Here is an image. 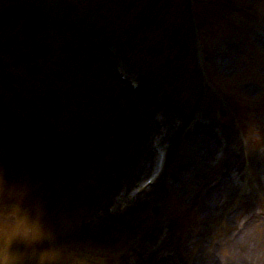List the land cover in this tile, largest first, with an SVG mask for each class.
Masks as SVG:
<instances>
[{
  "label": "rangeland",
  "instance_id": "1",
  "mask_svg": "<svg viewBox=\"0 0 264 264\" xmlns=\"http://www.w3.org/2000/svg\"><path fill=\"white\" fill-rule=\"evenodd\" d=\"M16 1L22 3L23 8L26 10L40 11L41 14L49 18L57 17L59 23L66 20L86 21L94 33H91V36H93L92 38H94L97 46L99 47L105 43L104 39H97L104 38L103 35H97L93 30L94 21L102 19L94 17L92 8L86 5L85 0ZM249 1L257 5L258 14L260 15L261 10L264 8V0ZM112 4L114 3L112 2ZM70 6H72L74 11L68 10ZM2 14L3 12H0V15ZM110 16L109 14L106 15L104 21H107ZM113 18L116 21L119 20V17ZM2 20L3 18L0 16V23ZM259 21L264 23V12L259 17ZM23 23L24 21H20L19 29L17 28L13 33L8 30L2 31V33H6L4 39L9 45L17 44V33L19 30L22 32ZM108 26L106 22H102L100 25L101 29L107 32L109 31ZM249 26L254 25H248L243 32L230 27L222 33V36L228 33L230 37H243ZM53 33L45 32L43 34V40L46 43H50L47 47L42 45L44 47L42 50L50 48L46 54L39 52L36 55H32L28 53L34 45H37V41L41 40V37L35 38L39 34L34 36L26 35L23 38L25 48L23 55L25 54L28 59L26 75L34 82L31 83V91L24 94L26 102L23 105V109L15 110L14 102L10 103L5 91L0 89V95L2 94L5 97L4 102L0 103V111L4 110L6 115L9 114L13 118L11 123L4 121L0 116V157H4L3 159L0 158V257L5 254L8 255L10 264H39L41 254L49 252L53 255V259L49 264L55 262L80 264V258H84L92 264H114V262L108 263L105 260L109 256L117 255V264H124V257L121 259L122 253L126 255L127 252H130L132 257L125 256V261L127 264H132L134 260H137L136 252L139 251L136 250L139 245L141 247L140 252L147 253V237L153 235L152 242L154 245L157 236L154 230H157L160 224L166 222L165 207L163 203H160L165 201L160 198L156 197L150 202L146 201V197L139 205V209L138 205L135 204L131 212L125 217L127 221L117 225V228L112 230L111 233L108 232L109 234L105 236L102 234V228H98L97 232L100 233H95L93 236H67L66 231L74 228L79 222L85 220H90L91 222L96 214L103 212V208L107 203L109 204L104 198L106 179L117 167H124L122 165L123 161H134L133 158L138 156V151H136L138 144L141 148L140 142L145 141L144 135H140L139 139H142L139 140L134 138L136 134H133L132 138H127L119 144V136L115 137L116 135L112 133L111 129L126 130V132L133 131L134 133V131L138 130V127H133L132 119L146 120L148 117L150 119V116L152 119L154 110L150 112V107L147 104H141L137 96L132 93L128 100L120 96L123 104L127 102V116H124V114L119 115L116 105L108 101L110 93L117 95L118 86L115 85L114 88L108 90L102 89L101 80L98 79L100 74L95 67L90 68L89 66V71H87L88 78L93 81L91 83L93 86L97 87L98 85L101 89L93 88L86 83L82 87V82L77 80L76 77L69 74L65 76L68 63L66 59V47L68 44L66 43H70V38L58 31ZM55 33L60 35H55ZM105 39L107 40V38ZM205 45L211 49L214 46V41L212 36L202 33L199 39L198 51L204 64L206 61L202 53V46ZM256 47L263 49L259 44ZM257 48L246 44L244 48L245 55L241 54L239 57L237 55L236 74L227 77L225 85L222 84L221 80L214 82L212 79L207 78L208 84L205 87H201L196 93L195 90H192L191 93L188 90L187 92L190 93L189 98L181 97L184 98L183 100H178L169 93L170 86L168 83L170 78L167 70L160 67L154 68L153 66V69H151L149 63L145 60L142 62L138 56L131 54H123L120 61L123 62L124 60L126 65L132 70L131 72L135 75H140L145 87L159 84L160 95L168 103L190 102L194 107L192 113H199L197 115L206 119L215 129H220L216 124L217 116L225 117L226 112H229V110L222 103L216 102L218 100L214 97L212 100L210 98L207 100L206 108L204 97L208 91L219 98L221 95H230L241 99L253 109L261 107L264 99V52H260ZM41 55L51 57L47 59L48 67L38 70L37 66L34 65V59ZM2 57L9 58L7 55H2ZM97 66H101V64ZM151 71L156 72L154 74ZM255 85L259 86V90L257 92L254 90L252 93L247 94V90ZM89 88L99 94L92 99L90 109L86 112L78 108L83 105L80 101L84 97L82 93L90 92L91 89ZM49 90L53 94H50ZM45 93H48L52 100L55 98L52 101L55 111L49 113L51 115V127L44 130L41 138L36 139L35 133H43V130L38 128L33 122H28L27 119L34 111H44L45 103L43 98ZM200 99H202L201 103L198 104L197 101ZM95 102H97V105H95ZM153 103L156 107L154 100ZM4 105H7V108ZM178 106L182 112L186 113L185 103H179ZM100 110H102V113ZM59 114L60 118H58ZM256 115L249 114L251 123L242 128L240 132L236 134L229 132L230 143L232 140L231 145L234 147V151H244L245 153L257 151L260 145L264 144V139L263 141L257 140L260 139L258 135L259 123H257L260 118ZM261 119L264 124V116ZM47 120L50 122L49 119ZM52 120H54V124ZM102 120L104 125L101 127L100 122ZM42 121L40 120L39 122ZM96 125L98 128L101 127V136L104 135L109 142L100 152L93 155V159L88 156L85 164L77 167V154L68 152L62 155L67 149L66 146L64 148L63 146L65 144L81 150V145L78 147L69 142L75 136L83 135L82 128L94 130ZM249 127H251L250 131ZM21 128H28L27 132L29 134L24 136L25 138H21ZM237 134L239 136L234 137ZM11 137L20 141L23 146L16 148V150H14V146L19 144L15 142L5 146ZM111 139L117 144H111ZM177 155H179L178 161L181 163L183 160L187 161L189 158L194 157L193 153L189 152L188 143L186 142L180 144ZM177 155L174 152L173 158L175 161H177ZM62 163L63 165H61ZM207 175L209 174H205V176ZM247 177L249 176L247 175ZM180 194H185L184 199L187 201V205H190L193 199L192 196H194L193 191L186 186L185 190ZM150 195L154 198L153 192ZM182 203L184 205L183 213H188L190 220L186 222V227L179 221L180 225H176L177 230L174 229L173 235L163 247H169V249L177 248L175 245L176 237L180 238V241L183 239L187 240L190 237V222H192L193 215L191 210L188 212V206L184 201L179 204L181 205ZM146 208L152 214H149ZM135 220H138L139 224L126 228L127 222L132 223ZM220 221V219H217L211 223L210 227V229H213L210 236H217V239L219 234H221L216 232ZM37 222H39V228H37ZM146 225L153 227L147 230ZM34 239L38 240L32 242ZM194 246L198 247L197 245L192 247ZM21 249H28V261H24L26 254H21ZM159 253L160 249L157 251V255ZM70 257H74V260H70Z\"/></svg>",
  "mask_w": 264,
  "mask_h": 264
},
{
  "label": "bare ground",
  "instance_id": "2",
  "mask_svg": "<svg viewBox=\"0 0 264 264\" xmlns=\"http://www.w3.org/2000/svg\"><path fill=\"white\" fill-rule=\"evenodd\" d=\"M233 54L228 58L227 61H225V64L227 63V66H229V69L232 68L233 62L232 58ZM94 55H91V58H93ZM71 62V61H70ZM100 62V61H98ZM73 66H71L72 69L68 68V71L73 73H79L80 71L77 70V68H73L76 63L75 61L71 62ZM70 66V65H69ZM105 66V63H101V68ZM102 77L104 76V73L101 74ZM105 83L112 85L117 83L119 78L114 74L113 76H106ZM172 110H168L167 113L171 112ZM175 113L173 114V116ZM173 119L171 120V123L173 122ZM147 154L139 161L138 163V171L135 173V163H133V177L130 180L132 183L139 180L142 173L146 169L147 165L149 163L152 164V158L149 155L150 149H146ZM207 157V154H203L201 156L196 157V165H200ZM130 163L128 162L126 164V170L129 171ZM189 182V180H186ZM232 181L228 178L224 179V182H222L219 187L216 189H213L211 191L206 190L203 194V197L200 201L199 205V211L196 213L199 215L200 219H198L199 223L202 224L200 227L199 223L197 225H194L190 231V233H193L195 235L202 236L204 235L210 228V223L214 222L215 220H211L216 215V207H215V198L220 196V199L229 193V191L232 189ZM113 183L108 184L109 188H112ZM233 211V210H232ZM232 211L225 216H228L232 213ZM234 212V211H233ZM235 215L231 214L228 216L227 220H234ZM237 219V216H236ZM234 220V222L236 221ZM261 217L258 216L257 220H260ZM254 221L251 223V225L246 226V228L240 229L239 232H242L238 235H236V240H233L232 246L230 248L231 256L239 255L238 259H241V264H264V224H262V227H259L257 224V221ZM210 245H213L211 243ZM218 247V244L215 245ZM220 248V247H218ZM206 256H208L207 264H227L230 260L227 259H220L217 258L214 254L211 253V251H208V247L205 243H203L199 250V259L201 264H204ZM224 256L226 257L227 254L225 253Z\"/></svg>",
  "mask_w": 264,
  "mask_h": 264
},
{
  "label": "clouds",
  "instance_id": "3",
  "mask_svg": "<svg viewBox=\"0 0 264 264\" xmlns=\"http://www.w3.org/2000/svg\"><path fill=\"white\" fill-rule=\"evenodd\" d=\"M37 228H39V222H37ZM52 259L53 255L49 252H45L39 257V264H49ZM0 264H10L8 255L5 254L3 257H0Z\"/></svg>",
  "mask_w": 264,
  "mask_h": 264
}]
</instances>
